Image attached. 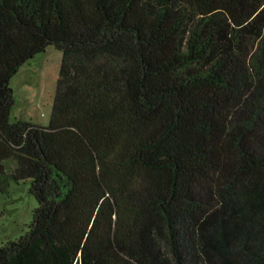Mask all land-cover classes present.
<instances>
[{"label":"trees","instance_id":"16d2710c","mask_svg":"<svg viewBox=\"0 0 264 264\" xmlns=\"http://www.w3.org/2000/svg\"><path fill=\"white\" fill-rule=\"evenodd\" d=\"M61 52L45 126L10 77ZM0 264H264V0H0Z\"/></svg>","mask_w":264,"mask_h":264},{"label":"rangeland","instance_id":"374dc122","mask_svg":"<svg viewBox=\"0 0 264 264\" xmlns=\"http://www.w3.org/2000/svg\"><path fill=\"white\" fill-rule=\"evenodd\" d=\"M61 52L51 46L34 54L10 77L12 106L8 121L24 120L45 126L50 118L51 102L59 70ZM29 182H10L0 194V246L18 240L28 228L36 204L28 190Z\"/></svg>","mask_w":264,"mask_h":264}]
</instances>
